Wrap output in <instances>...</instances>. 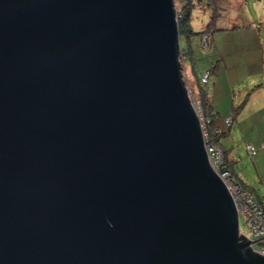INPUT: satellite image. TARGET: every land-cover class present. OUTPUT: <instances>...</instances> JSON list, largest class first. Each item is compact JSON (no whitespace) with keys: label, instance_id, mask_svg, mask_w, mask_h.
Returning a JSON list of instances; mask_svg holds the SVG:
<instances>
[{"label":"water","instance_id":"water-1","mask_svg":"<svg viewBox=\"0 0 264 264\" xmlns=\"http://www.w3.org/2000/svg\"><path fill=\"white\" fill-rule=\"evenodd\" d=\"M178 56L173 0H0V264H264Z\"/></svg>","mask_w":264,"mask_h":264},{"label":"rangeland","instance_id":"rangeland-1","mask_svg":"<svg viewBox=\"0 0 264 264\" xmlns=\"http://www.w3.org/2000/svg\"><path fill=\"white\" fill-rule=\"evenodd\" d=\"M173 2L175 10H180L187 0ZM190 26L196 34L187 38L182 36L179 49H185L186 53V63L182 64L181 75L193 94L196 87L190 64L195 66L198 75L216 65L223 70L216 91L219 109H228L231 114L230 109L233 106L234 115L241 111L243 103L248 100L257 101L261 80H255L252 84L250 77L263 67L259 58L262 55L261 44L264 46V0H195L191 6ZM209 37L214 40L217 51L213 45H208ZM218 55H222V58L218 59ZM216 69L209 76L206 84L208 90L214 89ZM226 72L232 83L242 81L239 88L245 89V92L241 98H233L225 78ZM187 85L186 89H189ZM255 122L256 120L251 119L240 126L231 125L230 132L227 131L220 142L223 148L228 149V159L233 163L235 175L258 201L264 203V119L260 124L256 125ZM247 145L255 149L254 156L248 153ZM241 231L249 234L243 225Z\"/></svg>","mask_w":264,"mask_h":264},{"label":"built area","instance_id":"built-area-1","mask_svg":"<svg viewBox=\"0 0 264 264\" xmlns=\"http://www.w3.org/2000/svg\"><path fill=\"white\" fill-rule=\"evenodd\" d=\"M208 78L209 73H203L201 75V82L206 84ZM189 98L199 121L208 164L223 182L234 203L238 216V232L252 241L248 245L253 251L264 256V203L258 201L254 194L241 186L237 179L231 174L225 163L222 149L211 139V135L207 128V120L203 115L200 101L190 96ZM231 122L232 120L230 117L225 118L223 120V125L229 127ZM246 149L251 156L255 155L256 151L251 145H247ZM242 225L248 230V235L241 231Z\"/></svg>","mask_w":264,"mask_h":264},{"label":"trees","instance_id":"trees-1","mask_svg":"<svg viewBox=\"0 0 264 264\" xmlns=\"http://www.w3.org/2000/svg\"><path fill=\"white\" fill-rule=\"evenodd\" d=\"M193 1H195V0H187V3L185 5H183L180 10L176 9V14L178 13L177 14V29H178V34H179V40L181 39L182 36L187 38V37H190L191 35L196 34V32L192 31L191 26H190V13H191V6H192ZM197 1H201V0H197ZM209 26L210 25H208V27ZM209 40H210V37H209ZM187 53L190 54L189 51H187ZM185 55H186L185 49L180 48L178 59H179V63H180L181 68H182V64L184 65V62L186 63V61H185L186 56ZM216 68H217V66L215 65L212 67L211 70L206 71V72H208L209 76H210V74L212 72H214ZM190 71H192V73H194V77H195V78H193L194 86L196 87L195 94H193V92L190 90V87H189V85L186 84L184 78H182L183 83L185 82L184 83L185 87L187 85V87L189 88V89H187L188 95L191 98H196L200 101V105L202 108L203 115L206 117V120H207V128H208V131L211 135V139L217 146H219L221 148L220 139L222 136H224L227 133V131L220 129V126L217 125L218 112L216 111V109L213 105V100H212L210 91L206 87L207 83L204 84L201 82V75L203 73L198 75L197 71L195 69V66L192 65V63L190 64ZM242 106H243V104L241 105V107ZM222 151L224 154L225 163H226L227 167L229 168V171L231 172V174L237 179V181L239 182V184H241V186L248 189L246 187V185L240 179H238V177L235 175L234 170L232 168L233 163L228 159L227 153L223 149H222Z\"/></svg>","mask_w":264,"mask_h":264},{"label":"crops","instance_id":"crops-1","mask_svg":"<svg viewBox=\"0 0 264 264\" xmlns=\"http://www.w3.org/2000/svg\"><path fill=\"white\" fill-rule=\"evenodd\" d=\"M209 45H213V47H215V50L217 51L218 48L214 44V40L211 39V37H210ZM261 45H262V53H261L262 55L259 58V61H260V63H262L261 66H263V67L253 77H250L252 80L251 81L252 84H253V81L255 82V80H261V82L259 83L260 87L258 88L259 89L258 100L257 101L248 100L247 103H245V104L243 103L244 105L241 107V111H239L238 113H235L234 115L232 114L233 106L230 109V112L232 114L231 115V114H229L228 109L227 110L226 109L221 110L218 108V105L216 103V96H217L216 91H217L218 79H219V77L223 71V70L219 69V66L217 67V72H216V76L214 78V85H213L214 89L212 88L209 90H210V94H211V97L213 100V105H214L216 111L218 112L217 125H219L220 129H223L224 131L230 132L229 129L232 128L231 125H233V124L240 126L242 123H247L251 119H254V120H256L255 124L257 125L258 123L260 124V121L264 119V46H263V44H261ZM235 52H239V51H235ZM219 58H222V55H218V59ZM211 62H212V60H211ZM224 74L227 76V77L225 76V78L227 79V84H228V87L231 89L233 98H235L237 96L241 98V96L245 92V89L239 88V85L242 81H239V82L237 81L235 83H232L228 78L227 72ZM235 87H236V91L234 92ZM249 111H250V113H249ZM228 117L231 118L232 122H231V125L229 127H225L223 125V120L225 118H228ZM251 130H253V129H251ZM221 148L227 153V150H228L227 148L226 149H225V147L223 148L222 145H221ZM227 157H228V153H227ZM232 168H233V165H232ZM233 170H234V168H233Z\"/></svg>","mask_w":264,"mask_h":264},{"label":"bare ground","instance_id":"bare-ground-1","mask_svg":"<svg viewBox=\"0 0 264 264\" xmlns=\"http://www.w3.org/2000/svg\"><path fill=\"white\" fill-rule=\"evenodd\" d=\"M185 83V82H184Z\"/></svg>","mask_w":264,"mask_h":264}]
</instances>
